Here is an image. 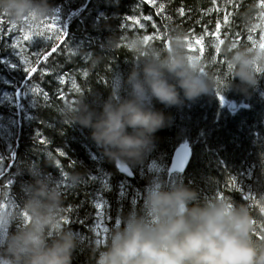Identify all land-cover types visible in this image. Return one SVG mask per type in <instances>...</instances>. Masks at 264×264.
<instances>
[{
	"label": "trees",
	"instance_id": "trees-1",
	"mask_svg": "<svg viewBox=\"0 0 264 264\" xmlns=\"http://www.w3.org/2000/svg\"><path fill=\"white\" fill-rule=\"evenodd\" d=\"M261 2L48 0L53 15L31 32L0 16V189H6V199L0 200L10 201L15 210L22 207L27 188L35 182L29 168L58 187L65 209L63 227L76 240L71 264H95L108 232L125 216L142 212L145 190L153 181L165 189L182 183L201 200L220 197L234 205L247 203L257 224L255 238L260 239L264 73L247 94L229 88L179 106L150 99L148 106L163 113L166 124L152 134L151 150L139 163L125 162L131 177L103 154L90 129L62 122L57 109L81 99L89 110L99 112L113 91L126 99L125 81L133 67H139L125 46L133 34L167 46L166 31L181 29L190 40L187 50L205 60V69L217 78L227 77L223 55L212 42L259 44L264 31H246L240 16L250 5L262 7ZM25 34L29 40L23 39ZM112 41L119 43L112 47ZM182 144L191 150L189 163L183 173L169 174L170 157ZM70 175L79 176L78 182L69 181ZM19 227V220L12 221L6 233Z\"/></svg>",
	"mask_w": 264,
	"mask_h": 264
},
{
	"label": "clouds",
	"instance_id": "clouds-1",
	"mask_svg": "<svg viewBox=\"0 0 264 264\" xmlns=\"http://www.w3.org/2000/svg\"><path fill=\"white\" fill-rule=\"evenodd\" d=\"M52 15L48 0H0V16L27 30ZM240 22L246 31H264V7L250 5ZM164 38L167 46L146 42L139 34L126 38L127 50L139 62L125 81L126 99L113 91L99 112L89 110L81 99L57 109L62 122L90 129L103 154L119 164L139 163L151 150L152 134L166 124L164 114L148 106L150 99L179 106L229 88L247 94L264 73L259 44L222 46L213 41L228 70L227 77L217 78L205 69L203 58L187 50V33L169 28ZM29 172L35 182L27 188L22 207L15 210L10 201L0 206V264H71L76 240L63 227L61 192L31 168ZM67 179L75 184L79 176ZM0 198L6 199V189H0ZM15 220L20 227L7 234ZM256 231L247 203L234 205L220 197L201 200L182 183L165 189L153 181L145 190L142 212L125 216L108 232L95 264H264V234L256 239Z\"/></svg>",
	"mask_w": 264,
	"mask_h": 264
},
{
	"label": "water",
	"instance_id": "water-1",
	"mask_svg": "<svg viewBox=\"0 0 264 264\" xmlns=\"http://www.w3.org/2000/svg\"><path fill=\"white\" fill-rule=\"evenodd\" d=\"M189 159H190L189 149L182 147V146L178 147L172 153V156H171V159L168 165V172L169 173L183 172L188 165ZM117 167L122 173H125L128 176L131 175L130 170L125 164L117 163Z\"/></svg>",
	"mask_w": 264,
	"mask_h": 264
},
{
	"label": "snow or ice",
	"instance_id": "snow-or-ice-1",
	"mask_svg": "<svg viewBox=\"0 0 264 264\" xmlns=\"http://www.w3.org/2000/svg\"><path fill=\"white\" fill-rule=\"evenodd\" d=\"M261 6L264 7V0H262V2H261ZM47 27H48L49 29H53V30L55 29V25H54V24H49ZM218 27H219V25H218ZM28 31L31 32V29H28ZM57 38H59V37H57ZM23 39H24V40H29V39H30V36H29L28 34H25L24 37H23ZM144 39H145V41L147 42L149 38H148L147 36H145ZM197 43H200V41L197 40ZM221 43H222V41H221ZM253 45L255 46V43H254ZM259 47H260L261 49H264V34H262V35L260 36ZM33 71H34V70H33ZM258 71H259V69H258Z\"/></svg>",
	"mask_w": 264,
	"mask_h": 264
},
{
	"label": "bare ground",
	"instance_id": "bare-ground-1",
	"mask_svg": "<svg viewBox=\"0 0 264 264\" xmlns=\"http://www.w3.org/2000/svg\"><path fill=\"white\" fill-rule=\"evenodd\" d=\"M152 2V1H151ZM153 3V2H152ZM155 4V3H154ZM127 18V17H126ZM126 21V20H125ZM178 147V146H177ZM189 163V162H188ZM126 165V164H125ZM127 166V165H126ZM116 167H117V163H116ZM128 167V166H127ZM117 169H118V171L121 173V174H123V175H125L126 177H131L132 176V173H131V175L130 176H128V175H126L125 173H122L120 170H119V168L117 167ZM128 169H129V167H128ZM130 170V169H129ZM131 172V171H130ZM183 173V172H182ZM181 174V173H180ZM56 178V177H55ZM58 188V187H57ZM98 252V251H97Z\"/></svg>",
	"mask_w": 264,
	"mask_h": 264
},
{
	"label": "rangeland",
	"instance_id": "rangeland-1",
	"mask_svg": "<svg viewBox=\"0 0 264 264\" xmlns=\"http://www.w3.org/2000/svg\"><path fill=\"white\" fill-rule=\"evenodd\" d=\"M7 203L6 200L2 199L1 202H0V206H7ZM105 228V227H104ZM6 231V230H5Z\"/></svg>",
	"mask_w": 264,
	"mask_h": 264
}]
</instances>
